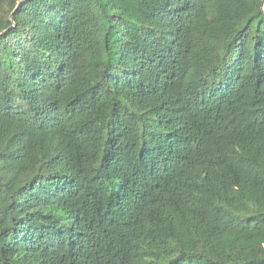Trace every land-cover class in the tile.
<instances>
[{
	"label": "trees",
	"instance_id": "1",
	"mask_svg": "<svg viewBox=\"0 0 264 264\" xmlns=\"http://www.w3.org/2000/svg\"><path fill=\"white\" fill-rule=\"evenodd\" d=\"M0 264H264V0H0Z\"/></svg>",
	"mask_w": 264,
	"mask_h": 264
},
{
	"label": "water",
	"instance_id": "2",
	"mask_svg": "<svg viewBox=\"0 0 264 264\" xmlns=\"http://www.w3.org/2000/svg\"><path fill=\"white\" fill-rule=\"evenodd\" d=\"M19 4V3H18Z\"/></svg>",
	"mask_w": 264,
	"mask_h": 264
}]
</instances>
